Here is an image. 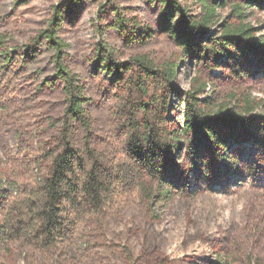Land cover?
<instances>
[{"label": "rangeland", "instance_id": "374dc122", "mask_svg": "<svg viewBox=\"0 0 264 264\" xmlns=\"http://www.w3.org/2000/svg\"><path fill=\"white\" fill-rule=\"evenodd\" d=\"M61 1L30 0L20 5L18 0H0V54L6 48L14 53L9 66L0 62V177L6 183L13 177H39L52 167L49 153L56 149L66 122L65 83L55 74L51 53L42 46L32 61L24 49L47 26L52 7ZM180 1L191 14L200 15L195 0ZM117 9L129 26L134 25L130 27L134 33L115 27ZM160 9L158 0H80L70 15L63 14L59 33L68 44L65 62L84 89L94 148L114 163L125 160L128 117L141 103H154L158 115L166 116L168 128L183 126L185 92L195 76L208 83L207 95L220 101L249 98L260 105L255 113L264 114V62L257 66L244 58V70L235 72L226 58L215 67L183 57L161 29ZM229 12L230 7L219 10L213 33ZM247 21L264 37V7L249 8ZM101 44L108 46L116 62L140 55L159 69L169 61L178 62L177 76L171 86L162 74L144 81L136 67L111 82L114 77L98 66ZM143 82L146 92L139 90ZM258 122L257 129H264L262 119ZM71 132L83 146L85 130L75 125ZM229 153L239 159V169L197 178L181 151L178 180L171 182L174 190L169 197L159 190L150 200L137 183L124 182L106 206L107 228L88 222L85 234L93 240V256L87 263L77 258L72 246L26 243L12 228L8 238L0 239V264H264V144L241 143ZM230 160L224 161L233 166Z\"/></svg>", "mask_w": 264, "mask_h": 264}, {"label": "trees", "instance_id": "16d2710c", "mask_svg": "<svg viewBox=\"0 0 264 264\" xmlns=\"http://www.w3.org/2000/svg\"><path fill=\"white\" fill-rule=\"evenodd\" d=\"M79 1L63 0L55 4L47 26L32 43L24 45L25 57L32 61L37 60L42 46L51 53L55 74L65 83L66 122L56 149L49 153L52 167L48 171L39 177H13L7 183L0 177V209L3 210L0 211V239L8 238V231L13 228L26 243L55 248L72 246L77 258L87 263L93 256V240L85 234L88 222L92 220L99 229L107 228L104 225L106 206L113 202L124 182L137 183L150 200L159 190L164 197H169L174 190L171 182L178 180L177 162L183 156L181 151L189 163V171L197 178L235 171L239 169V159L226 152L249 141L264 144V129H257L261 119L264 125V114L255 113L260 105L249 98L243 102L220 101L214 95H207L208 83L195 76L191 78V88L185 92L182 127L168 128L166 116L158 115L152 107L154 103H141L128 117L125 160L119 164L109 161L94 148L84 89L65 62L68 44L59 33L63 14L70 15ZM195 1L200 5V15L191 14L180 0H158L161 29L175 41L183 57L213 63L215 67L226 58L235 72L244 70V58L253 60L257 66L264 62V37L258 36V27L247 21L248 9L254 5L264 7V0ZM29 2L18 0L20 5ZM226 7H230L226 20L213 33L212 26L219 22V10ZM116 16V28L122 33L135 32L134 25L127 24L119 9ZM233 18L236 21L232 22ZM2 38L4 42L6 37ZM99 50L98 66L114 77L111 82L122 79L125 72L132 74L138 67L142 72L138 76L144 81L162 74L171 86L179 70V63L174 61L159 69L145 55L116 62L107 45L101 44ZM13 54L8 48L0 54L4 67L14 60ZM144 85L146 82L139 85L142 92H146ZM139 111L144 114L142 119ZM75 125L85 130L83 146L71 135ZM225 159H231L233 166L225 163Z\"/></svg>", "mask_w": 264, "mask_h": 264}]
</instances>
